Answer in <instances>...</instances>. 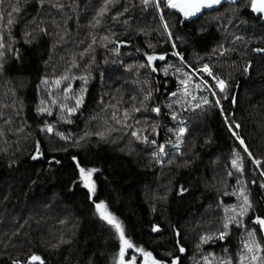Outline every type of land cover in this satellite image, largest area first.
Listing matches in <instances>:
<instances>
[{
  "label": "trees",
  "instance_id": "trees-1",
  "mask_svg": "<svg viewBox=\"0 0 264 264\" xmlns=\"http://www.w3.org/2000/svg\"><path fill=\"white\" fill-rule=\"evenodd\" d=\"M251 3L184 22L167 0H0V264H264V21ZM98 203L132 245L122 258Z\"/></svg>",
  "mask_w": 264,
  "mask_h": 264
},
{
  "label": "snow or ice",
  "instance_id": "snow-or-ice-1",
  "mask_svg": "<svg viewBox=\"0 0 264 264\" xmlns=\"http://www.w3.org/2000/svg\"><path fill=\"white\" fill-rule=\"evenodd\" d=\"M144 2L147 3L148 0H144ZM221 3H222V0H167V7L168 8H172V9H176L177 11H180V12L184 13L185 17L187 18L189 16L194 15L196 12H199L202 8H211L214 5H219ZM251 8H252L253 12L264 14V0H252ZM18 10H19L18 8H15V7L12 8V12H17ZM104 11H105V8H101L100 9V13L101 14H103ZM9 15L11 16V13H9ZM0 19H2V17H0ZM11 23H12V20L9 19L8 20V24H11ZM165 27H167V25H165ZM105 39H107V37H105ZM0 41H2V37H0ZM0 47H3V43L2 42H0ZM256 51L260 52V51H264V50L256 49ZM155 59H157V57H154V56H149L148 57L149 63H151ZM159 59L163 60L164 56H160ZM245 70L247 71V69H245ZM202 71L207 73L208 76H213V73L211 72V70L208 68L207 65H205L203 67ZM216 86L220 89L221 92H223L227 85H226L225 81L218 80ZM197 87H199V85H197ZM213 94L215 95V93H213ZM204 103L207 104L208 100L205 99ZM219 103H220L219 100H217L216 104H219ZM197 107H199V105H197ZM154 111L159 113L160 109L156 108V109H154ZM125 115H127V113H125ZM173 119L175 120L176 117L173 116ZM239 127L240 126L238 124L235 125V128L238 129ZM48 131L51 132L52 129L49 128ZM179 132H180V135H183L184 132H185V129L184 128H180ZM100 135L103 138V133H101ZM133 135H136V133L134 132ZM233 135H237V133L235 131H233ZM237 138L239 139L238 136H237ZM240 143L244 144V141L240 140ZM244 150H245V152L248 151V149L246 147H245ZM161 151H163V149H161ZM37 152H39V147H37ZM249 155H251V154L249 153ZM32 158L33 159H37V156H33ZM57 163H59V161H57ZM256 163L259 164L260 162L256 161ZM233 166L234 167H238L236 161H233ZM80 173H81L82 177H84L86 180L90 181V177L92 175V171L91 170H89L86 173L85 170L83 168H81L80 169ZM262 174H264V173H262ZM88 186H89V184H86V187H88ZM261 187H264V185H261ZM90 191H93V192L95 191V186L94 185L90 186ZM184 191H185V189L181 188L180 189V194H183ZM241 195L243 196V203L250 207L247 195H244L243 192L241 193ZM96 209L100 213V218L105 220L109 225L113 226L115 228V230L119 233L120 239L123 242V244L126 245L127 247L131 248L132 245L128 242L127 239H125L124 232H123V229H122L120 223L117 222L110 214H108L105 211V205L102 204V203H98V204H96ZM247 210H248L247 208H244L243 212H247ZM255 222L258 223L261 226V228H264V219L257 218V220ZM224 227L227 228L228 224L226 223L224 225ZM153 231H159V228L158 227H154ZM223 235L224 234L222 233L221 234V238H223ZM180 251L183 252L184 249L181 247ZM248 251L251 252L252 248L249 247ZM142 254L145 256L146 262L150 261L151 264H164V262L158 261V260L152 258V254L150 252H143ZM120 256H121V258L124 256V248L123 247H121ZM253 259H257V258L254 256ZM34 261H40V264H43V261L40 260V257L36 256V255L31 256L30 261L25 262V264H30V262H34ZM13 264H20V262L14 261ZM121 264H124L123 259H121ZM172 264H178V260L177 259H173Z\"/></svg>",
  "mask_w": 264,
  "mask_h": 264
},
{
  "label": "water",
  "instance_id": "water-1",
  "mask_svg": "<svg viewBox=\"0 0 264 264\" xmlns=\"http://www.w3.org/2000/svg\"><path fill=\"white\" fill-rule=\"evenodd\" d=\"M239 0H222V3L219 4V5H214L213 7L211 8H202L199 12H196L194 15L192 16H189V17H185L184 13L180 12V11H177L176 9H173L176 13H178L182 18H183V21L184 22H190V21H193L195 19H197L198 17H200L204 12L206 11H212L214 9H219L221 6H223L224 4H234L236 2H238ZM253 12V11H252ZM257 17H262V20L264 21V14H260V13H256V12H253ZM119 48H128L129 47V44H126V43H120L118 45Z\"/></svg>",
  "mask_w": 264,
  "mask_h": 264
},
{
  "label": "rangeland",
  "instance_id": "rangeland-1",
  "mask_svg": "<svg viewBox=\"0 0 264 264\" xmlns=\"http://www.w3.org/2000/svg\"><path fill=\"white\" fill-rule=\"evenodd\" d=\"M260 17H261V16H260ZM49 128H51V127H48L47 130H48ZM51 129H52V128H51ZM49 133H52V131L49 132ZM84 179H85V178H84ZM85 183H86V184H89L88 188H90V186L93 185V182H92V175H91V177H90V181H88V180L85 179ZM105 210H106V212H107L108 214H110V215H111V216H112V217L118 222V219L115 218V216H114L113 214H111L106 208H105ZM124 249H125V251H126L127 249H129V247H127L126 245H124ZM254 256H255L257 259H253ZM206 258H207V259H206ZM248 259H249V257H248ZM239 260H240L241 262H243V260H244L245 263L248 261V260H247L245 257H243V256H240V257H239ZM251 260H252V261H257V260H259V256H257V255H253V256H251ZM215 262H216V263H215ZM225 262H227V261L224 260V259H221V258H219V257H214V256H212V255L205 257V264H225ZM127 264H134V263H133V260H132V261H131V260H128V261H127ZM145 264H151V262H150V261H147V262H145Z\"/></svg>",
  "mask_w": 264,
  "mask_h": 264
}]
</instances>
